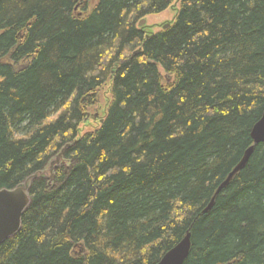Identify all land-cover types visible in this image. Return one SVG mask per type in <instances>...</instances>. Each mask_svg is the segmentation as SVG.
<instances>
[{
	"label": "trees",
	"instance_id": "trees-1",
	"mask_svg": "<svg viewBox=\"0 0 264 264\" xmlns=\"http://www.w3.org/2000/svg\"><path fill=\"white\" fill-rule=\"evenodd\" d=\"M175 3L0 0V190L71 145L0 264H157L187 233L184 264H264V144L204 213L264 112V0L137 28Z\"/></svg>",
	"mask_w": 264,
	"mask_h": 264
},
{
	"label": "water",
	"instance_id": "water-1",
	"mask_svg": "<svg viewBox=\"0 0 264 264\" xmlns=\"http://www.w3.org/2000/svg\"><path fill=\"white\" fill-rule=\"evenodd\" d=\"M139 26L143 28L145 26V21L142 20ZM169 26L170 24L168 23L162 27V29L165 30ZM250 138L253 142L252 146L244 152L243 157L229 173L216 194H219L227 187L234 176L244 169L254 148L259 144H264V112L260 120L253 126ZM70 147L71 145L67 144L60 150V152L48 163L46 168L48 170L45 169L32 174L23 183L17 185L13 189L0 190V245L16 236L20 231L22 216L30 205L29 191L32 183L35 180H46L48 183H52L54 181V173L57 169L64 166V170H68V164L63 158ZM212 206L213 203L210 204L204 213L208 212ZM190 248V234L187 233L181 242L165 253L157 264H184L189 256Z\"/></svg>",
	"mask_w": 264,
	"mask_h": 264
},
{
	"label": "rangeland",
	"instance_id": "rangeland-1",
	"mask_svg": "<svg viewBox=\"0 0 264 264\" xmlns=\"http://www.w3.org/2000/svg\"><path fill=\"white\" fill-rule=\"evenodd\" d=\"M90 5L94 6V4H96L97 0H89ZM178 6V0H176V3L173 5V7L165 10L164 12L157 14V15H152L149 19H146L145 25L148 28H145L146 33H152L155 34L157 33L160 29H161V25L163 24H167V23H171L175 17V10ZM79 11V10H78ZM77 11V12H78ZM103 104V101H102ZM101 104V111L99 109V113L94 112L96 109H93L91 112V119L89 120L88 124L86 125V127L82 128V133H86L88 131H92L94 129H96L99 125L98 119L101 117L102 111L105 108L104 104L102 106ZM68 164V163H67ZM48 170V169H46ZM51 184V183H50Z\"/></svg>",
	"mask_w": 264,
	"mask_h": 264
},
{
	"label": "bare ground",
	"instance_id": "bare-ground-1",
	"mask_svg": "<svg viewBox=\"0 0 264 264\" xmlns=\"http://www.w3.org/2000/svg\"><path fill=\"white\" fill-rule=\"evenodd\" d=\"M150 17H151V15L144 16V18H142V19L140 20V22H141L142 20L146 22V19H149ZM140 22H139V23H140ZM139 23L137 24V28H138L140 31H143V32L146 34V31H145L142 27L139 26ZM167 24H168V23H167ZM169 24H170V23H169ZM165 25H166V24H163V25H161V26L164 27ZM162 27H161V28H162ZM63 160L66 161V162L68 163V167H70V161H69L68 159H66L65 156H64ZM60 168L65 169L64 166H61ZM68 169H69V168H68ZM64 171H65V170H64ZM228 175H229V174H228ZM225 180H226V179H225ZM223 182H224V181H223ZM223 182H222V183H223ZM222 183H221V184H222ZM221 184L219 185V187L221 186ZM229 184H230V183H229ZM219 187L217 188V190L219 189ZM217 190H216V192H215L213 198L209 201V203H208V205L206 206L205 210L210 206L211 203L214 204V202H215V200H216V197L219 196V194L221 193V192H220L219 194H216V193H217ZM212 201H213V202H212ZM205 210H204V211H205ZM180 242H181V241H180ZM180 242H179V243H180Z\"/></svg>",
	"mask_w": 264,
	"mask_h": 264
},
{
	"label": "flooded vegetation",
	"instance_id": "flooded-vegetation-1",
	"mask_svg": "<svg viewBox=\"0 0 264 264\" xmlns=\"http://www.w3.org/2000/svg\"><path fill=\"white\" fill-rule=\"evenodd\" d=\"M145 28H148V27H147V26H145ZM145 28H144V29H145Z\"/></svg>",
	"mask_w": 264,
	"mask_h": 264
}]
</instances>
